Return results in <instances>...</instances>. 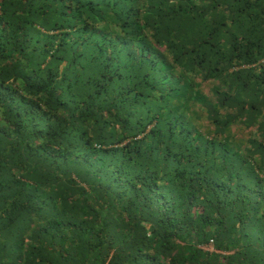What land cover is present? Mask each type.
Instances as JSON below:
<instances>
[{
  "label": "trees",
  "instance_id": "1",
  "mask_svg": "<svg viewBox=\"0 0 264 264\" xmlns=\"http://www.w3.org/2000/svg\"><path fill=\"white\" fill-rule=\"evenodd\" d=\"M0 264H264V0H0Z\"/></svg>",
  "mask_w": 264,
  "mask_h": 264
}]
</instances>
